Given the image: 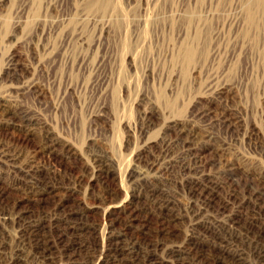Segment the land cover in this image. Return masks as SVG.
Here are the masks:
<instances>
[{
	"label": "rangeland",
	"instance_id": "obj_1",
	"mask_svg": "<svg viewBox=\"0 0 264 264\" xmlns=\"http://www.w3.org/2000/svg\"><path fill=\"white\" fill-rule=\"evenodd\" d=\"M93 1L0 0V264H68L27 237L68 216L96 247L81 264L111 229L161 256L192 234L200 200L264 246V13L247 26L244 0ZM154 188L179 217L164 230Z\"/></svg>",
	"mask_w": 264,
	"mask_h": 264
},
{
	"label": "bare ground",
	"instance_id": "obj_2",
	"mask_svg": "<svg viewBox=\"0 0 264 264\" xmlns=\"http://www.w3.org/2000/svg\"><path fill=\"white\" fill-rule=\"evenodd\" d=\"M111 4H110V0L93 1V2L89 3V7L98 6L101 8H106L107 6H110ZM259 12L264 13V0H244L243 13H245L244 17H245V22H246L247 26H252L255 24L257 15H260V14H258ZM198 35L199 34L197 33L195 38H198L197 37ZM195 52H196V49L194 47V43L192 45L185 44L183 46L179 56H181V58L183 60L190 61L193 58L194 54H196ZM183 144H184V142H183ZM196 160H197V157H196ZM106 172H108V171H106ZM149 176H150V174H149ZM155 177H157V176H155ZM158 177H160V176L158 175ZM158 179H160V178H158ZM150 181H152V180L150 179ZM190 183H192V182H190ZM204 184H205V182H204ZM152 185H154V184H152ZM152 187H154V186H152ZM205 187H209V186H207L205 184ZM166 188H167V186H166ZM188 188H190V187H188ZM152 191H153V193L150 192V193H152V196H153L152 204L155 207L154 209H158L160 211L161 217L163 219V221H160V224L162 225L161 229L164 230L163 223L166 221V217L167 218L169 217L171 220L179 219V217L177 215L174 217V215H172V213H171L172 212L173 198L170 194L164 192V190L162 188H160V189L154 188ZM210 192H212V190ZM155 193L157 195H155ZM195 194H197V193H195ZM258 197L259 196L257 195L256 192L251 193L249 195L250 201H253V202H257ZM194 199H196V198H194ZM196 200H198V199H196ZM241 200H243V199H241ZM200 201H201V204L199 205V207L192 205V209L190 211L191 213L189 215L190 225L192 228V232H191L192 234H190L189 237L186 238L185 242L179 243V244L177 243L174 245H170V244L167 245L166 244V246L164 244H161L160 248L163 249V251L161 252L163 255L160 256L157 253V248H159V247L154 246L152 248H144L143 249L140 246L138 247L135 242H124L123 239L121 238V232H118V234L117 233L115 234V233H113V230L111 229V230H108L106 232L107 238L113 237L112 238L113 240H111V245H109L108 247L107 246L103 247V250L100 253V255L96 256L97 257V259H95L96 263L97 264H123L125 262L127 264H210V262H212L213 264H218V263L222 262L223 260L227 259L226 264H227V262H228V264H264V246L260 242L261 239L259 241L258 239L254 238L253 236H252L253 238H251L248 235L241 232L238 229V226H236V224H235L236 222L234 221L233 216H232V218L228 217V218H225L224 220L215 219V218L214 219L208 218L207 216H205V209H206V205L208 203L206 200H200ZM232 201H233V198H232ZM148 204H149V202H148ZM243 206H245V205H243ZM245 207H247V206H245ZM240 210H241V208H240ZM82 214H84V213H82ZM163 217H165V218H163ZM63 218H64V216H63ZM169 218H168V220H169ZM134 219H135V217H134ZM176 221H178V220H176ZM176 221H174V222H176ZM141 225L145 226V223L141 222ZM200 225L204 228V234H199L198 233L199 231L196 232V230L198 229V227ZM83 228H84V225H83V222H80V219H77L76 216H68L65 219H55L54 221L52 220V221H49L48 223H42V222L31 223L27 237H28V240H30L33 243L34 249H37V251H39V253H41L42 257H44V258L50 257L51 256L50 255L51 250L56 248L59 252V255L62 256V258L65 257L67 259L66 261L68 262V264H81V262H79V260H78V252L77 251H79V249H85V251H87L86 253H88L90 255L96 251L95 246H94L95 247L94 248L90 244L83 243L80 241V238H78L77 233H79L80 232L79 230H82ZM203 228H201V230ZM75 231H79V232L76 233ZM205 235H210V237L214 238V241L211 240L213 243L212 242L211 243L215 247L217 246L218 250H219V255L217 257L212 258L211 261H207L205 258V256H206L205 254L207 251L203 246V244H204L203 238H205ZM25 242H27V241H25ZM164 242H165V239H164ZM150 244H151V242H150ZM104 245H105V243H104ZM152 245H154V244H152ZM101 249L102 248H100V250ZM157 255H159L160 257H158ZM223 257H225V258H223ZM250 257L252 258L251 262L249 260ZM90 260H91V258H90Z\"/></svg>",
	"mask_w": 264,
	"mask_h": 264
}]
</instances>
